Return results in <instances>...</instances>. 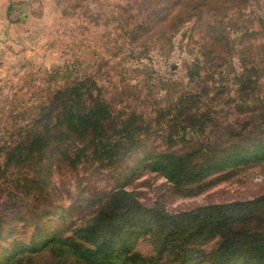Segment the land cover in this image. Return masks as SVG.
I'll return each instance as SVG.
<instances>
[{
  "label": "rangeland",
  "instance_id": "rangeland-1",
  "mask_svg": "<svg viewBox=\"0 0 264 264\" xmlns=\"http://www.w3.org/2000/svg\"><path fill=\"white\" fill-rule=\"evenodd\" d=\"M183 6L0 0V253L13 239L29 240L35 226L50 233L81 224L115 189L169 214L264 195V161L182 187L141 162L147 153H209L264 139V0ZM66 87L109 105L118 122L109 134L120 152L101 158L73 139L10 161L19 143L56 131L54 114H43ZM76 148L82 152L72 164L67 155ZM218 242L194 247L209 252ZM137 249L151 255L149 238Z\"/></svg>",
  "mask_w": 264,
  "mask_h": 264
},
{
  "label": "trees",
  "instance_id": "trees-1",
  "mask_svg": "<svg viewBox=\"0 0 264 264\" xmlns=\"http://www.w3.org/2000/svg\"><path fill=\"white\" fill-rule=\"evenodd\" d=\"M175 1L182 11L184 0ZM51 114L56 131H38L19 143L7 153L10 161L20 164L73 139L101 158L120 152L122 144L112 142L109 134L118 128V122L106 102L94 98L87 102L76 87H66L55 93L43 115L50 119ZM76 150L75 157L67 155L72 164L82 152ZM142 161L182 187L199 183L218 170L264 161V139L209 153L203 149L147 153ZM68 230L46 233L35 226L29 240L13 239L2 248L0 264H159L163 260L168 264H196L198 259L200 264H264V195L169 214L144 206L133 192L120 188L105 194L90 217ZM146 237L152 245L149 256L137 249L139 240ZM215 237L219 242L212 251L194 247L199 240ZM45 256L48 258L43 261Z\"/></svg>",
  "mask_w": 264,
  "mask_h": 264
}]
</instances>
